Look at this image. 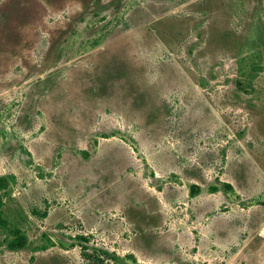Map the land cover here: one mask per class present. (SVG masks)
I'll use <instances>...</instances> for the list:
<instances>
[{
	"label": "rangeland",
	"instance_id": "374dc122",
	"mask_svg": "<svg viewBox=\"0 0 264 264\" xmlns=\"http://www.w3.org/2000/svg\"><path fill=\"white\" fill-rule=\"evenodd\" d=\"M0 200V264H264V0H0Z\"/></svg>",
	"mask_w": 264,
	"mask_h": 264
},
{
	"label": "trees",
	"instance_id": "16d2710c",
	"mask_svg": "<svg viewBox=\"0 0 264 264\" xmlns=\"http://www.w3.org/2000/svg\"><path fill=\"white\" fill-rule=\"evenodd\" d=\"M0 205H1V200H0ZM1 212V211H0ZM26 244V236L25 235H17V237L11 241L8 242V246L11 248V249H18V248H22L24 247ZM105 254H108L106 252H103ZM102 252L99 253L97 251H93L91 252L90 257H92V260L95 261V262H101L102 261Z\"/></svg>",
	"mask_w": 264,
	"mask_h": 264
}]
</instances>
